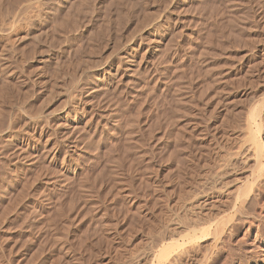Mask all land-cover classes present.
<instances>
[{
  "label": "rangeland",
  "instance_id": "rangeland-1",
  "mask_svg": "<svg viewBox=\"0 0 264 264\" xmlns=\"http://www.w3.org/2000/svg\"><path fill=\"white\" fill-rule=\"evenodd\" d=\"M24 1L0 0V264H129L246 177L222 166L264 97V0ZM263 217L232 226L228 264H264Z\"/></svg>",
  "mask_w": 264,
  "mask_h": 264
},
{
  "label": "bare ground",
  "instance_id": "bare-ground-1",
  "mask_svg": "<svg viewBox=\"0 0 264 264\" xmlns=\"http://www.w3.org/2000/svg\"><path fill=\"white\" fill-rule=\"evenodd\" d=\"M23 1L24 0H22V2ZM26 2H27V4L25 5L26 8H28V6L30 8L31 5L35 8V5L36 6L40 5L42 2H44V0H26ZM16 9H15V11H16ZM19 12L20 11H18V13ZM19 15L16 14V16H18V18L16 19V22L21 19V18L19 19V17H22L21 13ZM22 21H23V18L21 20V23H22ZM14 23H15V21H14ZM25 23H27V22H25ZM15 25H16V23L14 24V27H15ZM167 25H168V23H167ZM16 28H17V26H16ZM14 30H16V29L14 28ZM6 41H8V40H6ZM6 45H8V44H6ZM10 48H11V46H10ZM77 98H80V97H77ZM77 100H75L76 102L74 100H71L73 103L75 102V105H74L75 109H73L75 111L73 112V116L70 114L72 116V118H70L71 119V124H70L71 126L70 127L68 126L71 130L74 129L73 127L76 128V125L78 123L76 120L77 111L79 112L80 107H82L84 105V104L81 105V103H80V101H82V100H80V101L79 100L77 101ZM83 101H82V103H83ZM254 103H255V105H257L259 103V105L255 106V107H253V105H252L251 107H253V108L248 109L249 112H246L248 114H247L246 118L244 117L245 118L244 124H243L244 129L240 128L243 131L241 130L242 136L240 139L239 147L237 146L238 150L235 151L233 148V153L227 155L228 157H224V158H227V159H225L227 161L222 166V168L227 169L233 159H234V162H235V159H237V158L238 159L244 158L243 162L245 161V159H246V161L248 159L251 162L249 164H251L252 167L249 170H247L248 173H245L246 177L244 178L243 177L244 174H243L242 177L244 179L241 181H235L233 184H229L227 182L219 183V182H217L219 180H216L217 178H214V180H216V181L214 182V184H213V182L211 183V186H213L212 187L213 190H210V191H214L215 192L214 195L218 194V196H220V197L222 196L224 198L223 199L224 204L222 203L223 201L222 202L220 201V203H219L217 200H215L217 198L212 200L210 196H206L204 194L203 195L197 194V196H195V197L191 196V197H193V199H191V201L189 200V204H186L187 205L186 208H185V206H182V207L185 208V211H186V209H187V211H189V210H191V209L193 210V208L197 207V208H199V210L201 211L202 214L198 217L196 216L197 218L196 217L192 218L193 217L192 216L191 217L192 219L188 218V220L186 222H183V223L178 222V220H176V221L174 220V222L170 223L171 225H169L168 227L161 228V229L148 228L147 230H145L144 231L145 234H143L145 236V241H143V243L140 242V244H138L133 255H132V253H131V256L129 254V256H128L129 257L128 261H130V263L128 262L129 264H183L189 260L190 261L192 260L194 264H212L214 257H217V259L218 258L223 259V255H225V254H226L225 258H224L225 261L223 260L225 263L223 262V264H228L230 262V260L233 259L234 251L231 248L232 247L231 243H232L234 235H233V232L231 230L232 226H234L240 222L242 223L244 221H247L248 219H253V222L259 224L258 222H260V220H262V217H263V216L258 217L259 215L254 216V214H253L254 212L252 211L253 212L252 213L251 209H250L251 206L253 205V202L257 199V198L255 199V195H256L255 192L257 191V188L259 186L261 187V184L264 183L263 182L264 181V149H263V145L261 144V141L257 137L258 132H256V131H258V128L260 126L262 127V125H264V97L262 96L259 100L257 99V101H255ZM72 106H73V104H72ZM69 111H70V109H69ZM68 115H69V113H68ZM78 120H79V118H78ZM67 124L65 123V125H67ZM256 133H257V135H256ZM45 143H46V145H48L47 141H45ZM217 162H219V161H217ZM248 165H247V167H248ZM233 167H235V166L233 165ZM232 168L230 169L231 171H232ZM239 168H240V166H239ZM246 168L244 170H246ZM218 176H219V174H218ZM210 191H208V193H210ZM214 195L212 193V196H214ZM256 197H258V196H256ZM213 201L218 202V205H216L217 203L214 204ZM221 203H222V205H221ZM180 209H181V207H180ZM191 213L193 214L194 212L192 211ZM170 221H172V219ZM253 222H252V225H253ZM255 227H256V225H255ZM139 234H140V232H139ZM82 235H83V233H82ZM57 237H59V236H57ZM79 239H78V244L83 246L84 245V242H83L84 239L83 240H79ZM57 242H58V240H57ZM237 242H239V241H237ZM125 244H128V243H125ZM69 249H72V248L70 247ZM124 249H126V248H124ZM130 249L133 250L134 249L133 246ZM124 251H126V250H124ZM118 252H120V251H118ZM127 252H128V250H127ZM118 254H120V253H118ZM73 261H75V260H73ZM70 262H71V260H70ZM116 262L118 263V261H116ZM65 263L67 264L66 260H65ZM124 263H127V262L125 261ZM68 264H72V263H68ZM188 264H189V262H188Z\"/></svg>",
  "mask_w": 264,
  "mask_h": 264
}]
</instances>
